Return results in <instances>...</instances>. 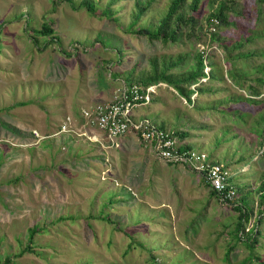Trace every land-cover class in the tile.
Instances as JSON below:
<instances>
[{"label":"rangeland","instance_id":"obj_1","mask_svg":"<svg viewBox=\"0 0 264 264\" xmlns=\"http://www.w3.org/2000/svg\"><path fill=\"white\" fill-rule=\"evenodd\" d=\"M171 2L0 0L1 264H264V2L227 1L236 12L223 26L209 17L224 0H202L177 42L137 34L156 30ZM44 25L52 36L37 34ZM202 52L214 77L192 87V102L168 86L134 114L233 172L241 204L262 217L257 243L237 239L239 212L201 175L136 137L103 148L33 135L55 134L67 111L79 117L155 67L191 72Z\"/></svg>","mask_w":264,"mask_h":264},{"label":"built area","instance_id":"obj_2","mask_svg":"<svg viewBox=\"0 0 264 264\" xmlns=\"http://www.w3.org/2000/svg\"><path fill=\"white\" fill-rule=\"evenodd\" d=\"M201 48L205 49L203 46ZM208 71L209 67L206 66V74H209ZM167 87L166 83L148 86L124 83L112 100L82 108L79 117L67 115L55 134L44 136L34 130L33 135L39 141L61 136L79 138L103 148H119L121 139L136 137L156 158L168 164L189 167L201 175L215 192L221 205L240 206L239 192L233 182L234 174L227 166L211 160L204 151L187 149L188 144L182 141L176 132L164 129L147 118L135 116V109L151 104L158 89ZM258 231L259 220L256 221L250 216L238 237L242 241H252Z\"/></svg>","mask_w":264,"mask_h":264},{"label":"trees","instance_id":"obj_3","mask_svg":"<svg viewBox=\"0 0 264 264\" xmlns=\"http://www.w3.org/2000/svg\"><path fill=\"white\" fill-rule=\"evenodd\" d=\"M69 3H72V0H67ZM202 0H192L190 4H187L188 11L192 14L187 17L184 13V8L186 7L187 0H172L167 16L163 19V21L159 24V27L156 30H148V29H140L137 34L148 37L150 40H161L163 42H177L180 38V31L183 29H187L188 27H195V14L200 9ZM229 0H224L220 5L214 10V12L210 15L209 20L215 19L223 26H230L233 22L230 21L229 12L234 11L233 8L230 7ZM259 3L264 2V0H258ZM83 6H86L88 10L93 11L94 6L91 3H84ZM53 30L48 26L44 25L42 30H39L37 34L48 37L53 35ZM259 37V34L256 35ZM54 40V38H53ZM211 40L213 42L219 41L220 36L217 33H213L211 35ZM203 53H200L197 56L196 67L193 71L188 72L186 74H173L169 73V71L178 66L177 62H173L170 65H165L162 69L158 67L154 68L153 74L144 78L137 82L136 85H153L158 83H166L168 86L174 88L180 96L185 98L188 102H192V96L198 92L197 88L193 89V86L201 84V80L204 78L212 79L214 76L210 74H206V62ZM233 76V75H232ZM126 82L125 84H127ZM134 85V84H129ZM253 96H259L256 93L251 94ZM252 101V100H250ZM178 134V133H177ZM180 134V135H179ZM180 138H184V134L179 133ZM187 149L191 147L187 145ZM209 187V185H207ZM261 197H262V205L264 206V181L260 187ZM212 195L216 197L215 192L212 190ZM239 212V223L237 226L236 237H238V233L241 228L244 227V224L250 218L252 214V208H247L245 205H240L237 207H231ZM245 211V212H244ZM263 213V212H262ZM261 213V214H262ZM259 223L261 225L262 217L259 219ZM260 235V231L257 232V236L251 241L253 243H257V238ZM1 264V261H0Z\"/></svg>","mask_w":264,"mask_h":264},{"label":"crops","instance_id":"obj_4","mask_svg":"<svg viewBox=\"0 0 264 264\" xmlns=\"http://www.w3.org/2000/svg\"><path fill=\"white\" fill-rule=\"evenodd\" d=\"M92 105H94V104H92ZM92 105L89 104L88 106H81V107L78 109V111L76 112V114L79 115V113H80V111H81L82 108L89 107V106H92ZM71 113H73V112H69V111H67V114L65 115V117H66L67 115H72ZM73 115H74V114H73ZM65 117H64V118H65Z\"/></svg>","mask_w":264,"mask_h":264}]
</instances>
